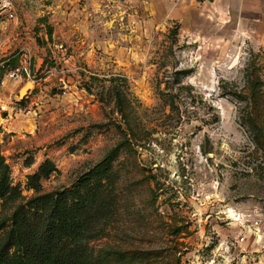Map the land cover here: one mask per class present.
Instances as JSON below:
<instances>
[{
    "label": "rangeland",
    "instance_id": "rangeland-1",
    "mask_svg": "<svg viewBox=\"0 0 264 264\" xmlns=\"http://www.w3.org/2000/svg\"><path fill=\"white\" fill-rule=\"evenodd\" d=\"M255 86L264 0H0V240L48 194L81 264H264Z\"/></svg>",
    "mask_w": 264,
    "mask_h": 264
},
{
    "label": "trees",
    "instance_id": "trees-1",
    "mask_svg": "<svg viewBox=\"0 0 264 264\" xmlns=\"http://www.w3.org/2000/svg\"><path fill=\"white\" fill-rule=\"evenodd\" d=\"M262 94L260 86H255L249 95L253 98L245 101L254 115L251 123L248 119L243 122L255 139L261 131L264 133V115L255 113L264 107V99L259 97ZM3 168L6 164L0 156V170ZM39 189L36 185L35 190ZM7 191V186L0 188V197ZM26 205L14 212L6 234L0 240V264H38L37 258L42 264H81V238L87 233L86 220L78 215L69 217L61 203L48 194L32 197ZM73 227L74 232L69 234L68 228ZM16 250L18 259L13 254Z\"/></svg>",
    "mask_w": 264,
    "mask_h": 264
},
{
    "label": "built area",
    "instance_id": "built-area-1",
    "mask_svg": "<svg viewBox=\"0 0 264 264\" xmlns=\"http://www.w3.org/2000/svg\"><path fill=\"white\" fill-rule=\"evenodd\" d=\"M8 15L10 17L13 16V13L12 12H9ZM23 69L26 71V67H23ZM18 70V68H16L15 70H13L11 72V75H16V71ZM260 221L261 219L259 217H256L255 215H252L250 220L247 221L245 220V222H247V227L249 228H254V229H258L260 228L259 224H260ZM242 225L244 226V224L242 223ZM234 241L235 243L237 244V246H239L240 244L244 245L245 242H246V234L243 233L242 230H240L237 234H235L234 236ZM246 247L245 246H242L240 252L242 254L246 253ZM251 260H254V259H250L248 257H246V255H242V258H240V261H239V264H259L261 262V258L259 257H256L255 261H251Z\"/></svg>",
    "mask_w": 264,
    "mask_h": 264
},
{
    "label": "water",
    "instance_id": "water-1",
    "mask_svg": "<svg viewBox=\"0 0 264 264\" xmlns=\"http://www.w3.org/2000/svg\"><path fill=\"white\" fill-rule=\"evenodd\" d=\"M26 85H29V83H26ZM26 85H24L22 88H20V90H19V92H18L19 95H23V93L25 92L24 89H26V88H24V87H26ZM23 88H24V89H23Z\"/></svg>",
    "mask_w": 264,
    "mask_h": 264
},
{
    "label": "bare ground",
    "instance_id": "bare-ground-1",
    "mask_svg": "<svg viewBox=\"0 0 264 264\" xmlns=\"http://www.w3.org/2000/svg\"><path fill=\"white\" fill-rule=\"evenodd\" d=\"M27 86H28V85H26V87H24V88H27ZM24 88H23V89H24ZM24 90H26V89H24Z\"/></svg>",
    "mask_w": 264,
    "mask_h": 264
}]
</instances>
